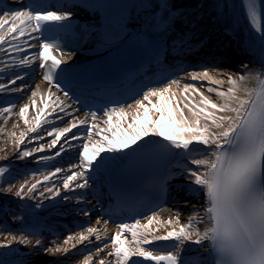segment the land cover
Masks as SVG:
<instances>
[{
    "label": "snow or ice",
    "instance_id": "6c2138e0",
    "mask_svg": "<svg viewBox=\"0 0 264 264\" xmlns=\"http://www.w3.org/2000/svg\"><path fill=\"white\" fill-rule=\"evenodd\" d=\"M242 6L264 52V0H242ZM53 7L57 10H50ZM61 7L44 0H34L26 6L4 10L0 15V45L9 43L7 50L0 47V51H7L9 55L12 51H22L18 44L10 43L8 37L11 41L32 33H40L44 37L38 45V52L33 53L31 58L24 55L11 62L0 59V64L5 65L4 69H0V75L13 68L30 69L38 60L42 79L49 86L47 96L41 101L44 107H39L34 99L39 86L31 92V104H23L18 112H14L15 105L11 102L0 107V117L5 124L15 115L26 126V130H21L19 135L15 131L8 132L13 153L20 160L44 152L45 147H58L55 156H59L65 151L69 138L77 139L75 134L69 137L73 129L87 123L86 119H73L66 122L64 127L52 126L46 131V135L52 137L47 146L40 144L33 148H21L33 139H43L39 133L44 124L52 123L49 117L62 120L63 117L57 112L67 115L65 110L70 107L67 104L70 94L59 81L63 78L60 73L64 71L61 66L73 56L72 52L64 51L60 42L62 34L70 28L64 22L70 19L72 12L61 11ZM162 7L171 17L172 10L167 0H164ZM241 67L243 73L236 76L229 73L226 79L223 71L215 67L185 72L192 81L212 85L206 90L191 83H184L181 87L180 78H166V82L158 81L155 85L146 86L140 98L134 100L133 111H125V105L120 102L105 107L103 115L107 117L104 121L107 127L99 128L94 133L99 139H92L93 129H97L98 125H89L88 142L79 151L80 163L72 165L79 170L66 175L61 187H45L44 191L38 193L41 200L59 197L62 189H87L93 179L90 171L101 173L117 168L121 159H128L131 164L145 161L164 163L168 171L154 185L156 198L167 194V180L176 175L170 169L176 167L182 173H187L186 179L189 181L181 190L186 195L202 199V203L199 208L193 205V212L186 222L181 221L179 213L164 219L152 211L151 215L145 217L146 223L136 220L133 224H117L110 242L96 246V255L89 251L78 264H140L141 259L152 264H264V61L256 71H249L247 64ZM177 70L183 71L179 66ZM22 80L21 74L11 72L7 84L0 82V93L21 91V88L10 85ZM174 86L179 91H174ZM52 88L56 89V93L62 92L64 99L53 93ZM206 93H214L218 99ZM53 96L55 100L48 103L47 100ZM196 97L199 99L196 100ZM127 107L132 108V104H127ZM30 108L37 111V115L31 119ZM88 115L93 121L96 120L95 111L85 114ZM113 117H118L115 123ZM19 127V122L13 124V128ZM6 131L5 126L0 125V135ZM152 137L159 139H150ZM62 140L64 143H61ZM0 152L4 153L0 155V160L8 159L6 148H0ZM53 158L42 155L38 160L47 162ZM9 171L7 166H0V178ZM62 171L55 168L44 174L42 179H35V182L25 179L18 188L10 184L7 188L0 187V192L11 193L21 200L35 199L38 187ZM45 193L49 195L45 196ZM63 199L68 200L69 197L64 196ZM77 199H83V194ZM41 207L42 203L35 205V208ZM81 211L84 216L90 214L85 209ZM96 223L101 224V220L97 219ZM102 223L107 226L109 221L105 219ZM160 226L165 227L162 235L157 234ZM126 233L131 234V240ZM107 234L106 227L102 232L98 227L89 226L67 236L62 242L46 245L41 234L29 226L22 228L19 236L9 232L0 242V248L9 249L16 243L31 245L29 255L42 250L45 255L59 253L67 256L77 245L91 243L92 238L102 241ZM32 236L37 238L33 241ZM158 241H171L170 249L154 247ZM182 245L205 247L207 256H203L199 248H182ZM109 247L111 251L105 253ZM185 252H195V255L185 256ZM100 253L105 255L100 256Z\"/></svg>",
    "mask_w": 264,
    "mask_h": 264
},
{
    "label": "bare ground",
    "instance_id": "6f19581e",
    "mask_svg": "<svg viewBox=\"0 0 264 264\" xmlns=\"http://www.w3.org/2000/svg\"><path fill=\"white\" fill-rule=\"evenodd\" d=\"M77 1V0H70ZM87 5H100L101 7H90L89 14H85L90 20L95 21V18L100 14H106L115 11L118 7L128 1V3L133 2L135 5V11L138 15H142L148 7H145L144 3L140 0H84ZM168 3L173 8H182L184 17L183 21H186L187 26L181 27L183 31H179L176 34L185 38L188 43L198 44L199 46H207L206 48L217 51L218 54H222L220 49H223L224 57L221 58L219 64L212 66L217 69H221L224 73V78L226 79L227 74L231 73L236 76L239 73H243L244 69L241 65L247 64L249 71H256L260 68L261 61H264V52H262L260 43L253 38L252 34L248 30L242 8L238 0H169ZM23 3L17 1L14 4V8H20ZM82 11V10H81ZM12 44H18L22 51L15 52L12 51L9 55L7 51H0V59L11 62L12 59L19 60L20 57L28 55L30 58L33 53L38 52V43L35 34L32 33L29 36H25L17 41H11V38H7ZM26 42V43H25ZM28 45H31L29 47ZM0 47L7 50L9 48V43L0 45ZM80 57L85 56L82 52ZM76 56V55H75ZM218 57V56H217ZM67 59V58H66ZM69 63H75L73 56ZM83 62V61H79ZM236 63L239 64L236 67ZM230 65L229 69L228 67ZM224 65V66H223ZM222 66V67H220ZM5 65L0 64V69H4ZM210 68V69H211ZM11 72L19 73L23 76L22 81H17L15 85H10V87L21 88L18 92L0 93V107L7 106L9 102L15 105L14 112H18L19 107L25 103L31 104V92L39 86L38 95L34 98L36 104L39 107H44L41 103L42 99L47 96L48 84L42 79V70L39 68L38 60L29 68H13L10 71H5L3 75H0V82L5 84L8 83V78ZM182 80L181 87L184 83L196 84L198 87H202V90H206L208 87L212 86L202 81H192L187 78L186 75L180 77ZM227 85H224L226 88ZM174 91H179L175 86ZM53 93L56 90L51 89ZM210 95L213 99H218L214 93H206ZM61 99L64 97L60 93H56ZM196 100L199 97L195 98ZM55 100V96L47 100L48 103H52ZM155 102V100L153 101ZM68 105H70L67 102ZM147 105V102H145ZM54 106V105H53ZM135 104H132V108H125V111H133ZM47 111V109H46ZM66 113H59L57 115L62 116V120H56L54 117H49L52 121L51 124H44L43 128L40 130V135L43 139L35 140L33 139L30 143L26 142L21 146L24 148L37 147L40 144L47 146L52 137L46 135V131L52 126L64 127L66 122L73 119H86L87 123L85 125L78 126L73 129L77 139H70L67 144H65V151L59 156H55V152L59 151V148L48 149L45 147V151L42 153H34L32 157L20 160L17 159L12 150V144L8 138V132L15 131L17 135L21 130H26V126L22 121H18V117L13 115L9 118L5 124L2 117H0V125H4L6 132L0 135V148H6L8 153V159L0 160V166H7L10 171L9 173L0 178V187L7 188L10 184L19 187V184L23 180L28 179L30 182H35V179H42L44 174L52 172L55 168H61L63 171L57 176L53 177L49 182L41 184L37 189V194L35 199L25 198L21 200L15 197L11 193L0 192V242H3L5 237L8 236L9 232L14 235H21V229L26 227H31L35 231H38L44 238V243L46 245L52 242H62L64 238L69 235L79 233L80 231H75L71 229L74 224L79 225V228H84L87 224L92 225V227H98L101 231L107 228V237L102 241H96L92 238L91 243L85 245H77L76 249H73L71 253L67 256H62L57 253L55 255H45L43 251H33L29 255V249L31 245L24 246L13 243L11 248L2 249L0 248V264H18V262H23V264H78L79 261L83 259V256L87 255L91 251L94 255L95 247L102 245L103 243H109L110 237L115 231V227H110L109 225L97 224L96 207L97 204L94 189H99L104 183L105 172L97 173L95 171H90L89 175L93 177L89 182V187L87 189H74V191H64L61 190L60 196L55 197L51 200L43 199L38 196L39 192L44 191L45 187H56L62 186V180L66 175L71 174L72 171H78L79 168H73L72 165H79V151L82 150V146L85 142H88V127L89 125L95 123L98 125L97 129H93L92 139H99L95 136V132L99 128H106L107 125L104 121L107 117L102 116L97 118L95 121L93 119H88L84 115L78 113L73 106L66 108ZM37 115L36 109L30 108L29 118L31 119ZM118 117H113V123L117 121ZM19 122V128H13V124ZM150 139L156 140L159 138L152 137ZM61 143H64L62 140ZM135 147V146H134ZM0 155H4L0 152ZM42 155L53 156L54 158L47 162H42L38 160V157ZM125 159H121L119 165ZM171 172L176 173V178L172 179L174 190L176 193V200L171 201L166 205L163 211L158 214L161 218H168L169 216L179 213L182 222L187 221V217L193 212V205L199 208L202 203V199H197L193 195H186L183 189L189 181L186 179L187 173H182L180 169L176 167L171 168ZM33 174H35L33 176ZM171 181V182H172ZM15 190V189H14ZM83 194V199L78 200ZM45 193V196H48ZM68 196V200H64L63 197ZM37 203H42L43 207L35 208ZM81 209L89 211V216H84ZM171 210V211H169ZM19 217V219H17ZM147 221H141V223H146ZM135 223V222H134ZM86 224V225H85ZM133 224V223H132ZM85 225V226H84ZM65 229H71L68 233ZM202 230V228H201ZM165 227L160 226V231L157 234H164ZM27 234V233H25ZM129 240H131V234H125ZM33 241L37 238L35 236L31 237ZM166 242L171 241H158L153 245L154 247L161 249V246ZM206 243V242H205ZM150 246V247H153ZM71 247V245H68ZM85 247L91 248L84 249ZM182 248H199V252L203 256H207V250L205 247L196 245H182ZM111 251V248L105 249V253ZM105 253H100V256H104ZM185 256H193L195 252H185ZM111 260V257H107ZM136 259V258H133Z\"/></svg>",
    "mask_w": 264,
    "mask_h": 264
},
{
    "label": "rangeland",
    "instance_id": "374dc122",
    "mask_svg": "<svg viewBox=\"0 0 264 264\" xmlns=\"http://www.w3.org/2000/svg\"><path fill=\"white\" fill-rule=\"evenodd\" d=\"M183 24H184L183 27H185V26H187L188 23H186V21H183ZM223 51H225V50H222V51H221V53H222V54H220L221 57H224V52H223ZM226 65H228V64H226ZM230 65H231V64H230ZM230 65H229V66H230ZM238 65H239V64L236 63V67H237ZM225 67L228 68V69L230 68V67H227V66H225ZM81 231H82V230H81ZM84 249H90V248H89V247H85Z\"/></svg>",
    "mask_w": 264,
    "mask_h": 264
}]
</instances>
